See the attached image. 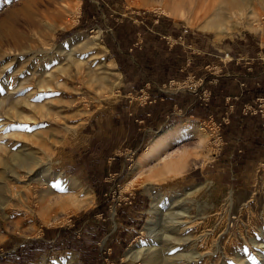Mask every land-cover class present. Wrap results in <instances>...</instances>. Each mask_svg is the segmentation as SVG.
<instances>
[{
  "label": "rangeland",
  "instance_id": "rangeland-1",
  "mask_svg": "<svg viewBox=\"0 0 264 264\" xmlns=\"http://www.w3.org/2000/svg\"><path fill=\"white\" fill-rule=\"evenodd\" d=\"M25 1L31 0H0V25L12 27L3 20ZM36 1L37 9L30 10L46 13L34 16L45 27L31 30L20 17L13 28L24 35L19 43H31L50 60L39 54L30 59L10 42L0 43V101L8 93L13 101L0 104V183L13 192L0 206V264H147L142 262L147 256L156 258L154 264H182L178 243L186 244L182 255L198 256L192 264H264V146L252 144L264 138V91H257L254 79L250 91L243 90L246 101L220 108L211 104L207 88L219 72L211 65L203 70L207 62H240L235 54L242 45L249 51L264 47V0H204L213 8L224 5L221 30L203 28L210 12L196 16L185 8L172 15L164 0ZM162 25L163 31L173 30L168 41L156 32ZM143 37L164 42V47L155 43L159 58L151 59L170 72L168 51L178 46L174 75L152 77L160 78L158 87L169 78L193 77L190 89L198 82L208 92L206 107L188 92L154 90L192 96L186 111L194 109L193 115L170 112L163 104L153 108L154 121L142 118L148 110L136 107L138 90L150 77L137 60L125 57L130 52L125 45L132 40L139 49ZM121 60L139 73L136 90L124 82L134 75L119 72ZM39 70L52 77L34 75ZM224 114L226 125L220 123ZM167 133L179 170L164 172L159 157L138 168ZM14 153L25 155L28 166L11 161ZM58 174L65 184H58ZM25 245L35 249L26 259L20 249ZM127 252H140L141 259H127Z\"/></svg>",
  "mask_w": 264,
  "mask_h": 264
},
{
  "label": "bare ground",
  "instance_id": "bare-ground-1",
  "mask_svg": "<svg viewBox=\"0 0 264 264\" xmlns=\"http://www.w3.org/2000/svg\"><path fill=\"white\" fill-rule=\"evenodd\" d=\"M29 1V0H28ZM27 1V2H28ZM209 1V0H208ZM207 1V2H208ZM212 1H214V0H212ZM235 1L236 0H221L220 2L222 3V2H228V3H235ZM62 2V1H61ZM219 2V3H220ZM25 3H26V1H25ZM57 3H58V1H57ZM60 3V2H59ZM58 3V4H59ZM62 3H64V2H62ZM62 3H60L61 5H62ZM164 6H165V8H166V10L169 12V14H172V15H180V14H182V12H185L184 11V9L186 8L187 9V11H188V13L189 14H198V12H201V14H202V16L204 17V16H206L209 12H210V15L211 16H208L209 17V19L208 18H206V19H208V20H204V22L202 23L203 24V28L204 27H213V28H216V29H220L221 30V25H222V23H221V17H219V13L222 11V7L224 6H221V4H218V6L215 8H213V7H211L210 6V4L208 5H205L204 4V0H164ZM65 4H67V3H65ZM212 4H214L213 2H212ZM225 4V3H224ZM50 5V4H49ZM73 5V4H72ZM231 5V4H230ZM232 5H234V4H232ZM231 5V6H232ZM30 6H34L36 9H37V1L36 0H31L29 3H26V4H23V6L20 8V9H16L15 11H13L11 14H10V20L9 21H6L5 19L3 20L4 22H5V25H10V22H11V26L12 27H4V26H2V25H0V43H2V41H3V43H7V42H10L11 44H12V46L14 47V49H16V50H18V52H19V54H21V53H23V55H25V56H28L30 59L31 58H37L38 56V54H39V56L40 55H42V59H44V61H49L50 59H48L47 57V52H45V51H43V50H37V49H33L32 47H31V43H29L28 41V43L26 44V45H22L21 43H19L21 40V38H23L24 37V35L23 34H20V33H17V32H15L14 31V28H15V25L17 26V25H19L20 24V17H24V20H22L23 21V23H25L26 24V26L27 27H29L31 30H35L36 29V31L38 30L39 32H40V30L39 29H41V25L43 26V22H41V20H39L38 22H37V20H35L34 19V16H38V14L39 13H36V12H34V11H32V9L30 10ZM67 6H68V4H67ZM61 7V6H60ZM63 7V6H62ZM70 7V6H69ZM64 8V7H63ZM73 8V7H72ZM226 8H227V6H226ZM231 9V8H230ZM223 10H224V8H223ZM72 11V10H71ZM218 12V13H217ZM224 12H226V10L224 11ZM45 15L46 13L44 12V13H40L39 15ZM196 14V16H198ZM200 14V13H199ZM184 15V14H183ZM46 16V15H45ZM186 16V15H185ZM195 16V17H196ZM200 16V15H199ZM221 16V15H220ZM224 16H225V14H224ZM179 17H181V16H179ZM184 17V16H183ZM187 17V16H186ZM37 18V17H36ZM222 18H224V17H222ZM23 19V18H22ZM46 19V18H45ZM203 19V18H202ZM56 20H60V14H59V12L56 14ZM225 20V19H224ZM223 20V21H224ZM61 21V20H60ZM19 23V24H18ZM226 24V23H225ZM4 25V24H3ZM13 26H14V28H13ZM43 27H45V26H43ZM66 27V26H65ZM215 29V30H216ZM53 30V29H52ZM35 31V32H36ZM37 31V32H38ZM219 31V30H218ZM223 34L224 33V30H222V31H219L218 32V34ZM36 34V33H35ZM26 35V34H25ZM33 37V36H32ZM32 37H31V39H32ZM31 39H29V40H31ZM26 40H28V39H26ZM25 40V41H26ZM6 41V42H5ZM11 46V47H12ZM1 47V46H0ZM33 50H32V49ZM13 49V50H14ZM57 49V54H58V56H57V60H61V58H59V56H60V49H58V47L56 48ZM62 52V51H61ZM63 53V52H62ZM64 55V54H63ZM47 56V57H46ZM51 58V57H50ZM40 59V58H39ZM105 61L107 62V63H109L108 62V60L107 59H105ZM40 71V70H39ZM34 75H36V76H38V77H52L50 74H46V72L44 71L43 72V70H41L40 72H35L34 73ZM40 79V78H39ZM45 79V78H44ZM51 80V79H50ZM17 90V89H16ZM19 90V89H18ZM17 90V91H18ZM14 91V90H13ZM17 91H15L16 93H17ZM10 92H11V90H10ZM15 94V93H14ZM8 96H7V100L5 99L4 100V102H1L0 104L1 105H4L5 104V102H8L9 103V105H10V103H13V101L12 102H10L9 100H10V97L12 96V94L11 93H8L7 94ZM0 105V106H1ZM8 105V104H7ZM172 143H173V137H172V134H169V133H167V134H164L162 137H160V140H158L157 142H155L154 144H152L153 146L150 148V150L148 151V153L146 154V156H143L140 160H139V162H138V164H137V167L138 168H142L143 167V164L144 163H146L147 162V160L148 159H150V158H153V157H159V160L161 161V163H162V165L164 166L163 167V171L165 172V169H166V167L167 168H170V169H172L173 167L175 168V169H178L179 168V164H180V160H178L179 158L178 157H176V159L175 158H173L174 156L172 155L173 154V151L171 152L170 151V147H171V145H172ZM25 156V155H24ZM22 154H18V153H14V154H11L10 155V157H9V159L11 160V161H13V162H16V163H18V164H22L23 166H28L26 163L27 162H25L26 160H24L25 158H23L24 157ZM183 160V159H182ZM182 162V161H181ZM28 164H29V162H28ZM5 166V165H4ZM165 168V169H164ZM173 168V170H175ZM4 170H7V172H9L10 174H14V175H16L15 174V172L12 170V167H10L9 169L7 168V167H5L4 168ZM179 170V169H178ZM4 172V171H3ZM29 172V171H28ZM168 172V171H167ZM170 172H171V170H170ZM28 174V173H27ZM55 178H56V180H57V182H58V184L60 183V184H65L64 182H62L64 179H63V176H60L59 174L57 175V176H54ZM1 179H2V177H0V181H1ZM63 179V180H62ZM67 180V179H66ZM65 180V181H66ZM69 180H70V178H69ZM71 181V186L69 185V187H72V188H76L77 186H75L76 185V183H75V181H73V180H70ZM70 181H69V183H70ZM56 182V181H55ZM67 182H68V180H67ZM68 184V183H67ZM79 186V185H78ZM58 188V187H57ZM65 189V188H64ZM63 189V190H64ZM67 189V188H66ZM70 189V188H69ZM73 190V189H72ZM5 194V195H3V194ZM13 192H11V191H9L8 190V188H6L5 189V185H1V183H0V206H2L4 203H5V201H6V198L7 197H13V194H12ZM12 194V195H11ZM8 195V196H7ZM3 196H5L4 197V199H3ZM7 202V201H6ZM71 206H73V204L71 205ZM178 247V249H180L181 248V250H179V252H181L182 254H183V252L182 251H185V250H183V248H184V246H186V244L184 245V244H181V243H178V245H177ZM181 253H179V254H177V258L179 259L178 261H180L182 264H192V263H194V262H197V255H195V253L194 252H189L187 255H182ZM196 256V257H195ZM125 257L127 258V259H130V260H138V259H141V254H140V252H138L137 254H133V253H130V252H127L126 254H125ZM148 257V256H147ZM147 257H143L142 258V262H144V263H149V264H154V260L156 259V258H147ZM183 261V262H182ZM70 262H72L73 263V261L72 260H70ZM152 262V263H151ZM71 263V264H72Z\"/></svg>",
  "mask_w": 264,
  "mask_h": 264
},
{
  "label": "crops",
  "instance_id": "crops-1",
  "mask_svg": "<svg viewBox=\"0 0 264 264\" xmlns=\"http://www.w3.org/2000/svg\"><path fill=\"white\" fill-rule=\"evenodd\" d=\"M154 24H157V22H155ZM168 31L166 30V33H164L166 34L165 35V39H167L166 41H168V39L172 37L171 35L173 30L169 32ZM147 37H150V35ZM137 42L142 43L145 46L148 44L147 39L145 37H143V39H138ZM235 55L242 58V60L237 63L229 62L227 64H219L217 66L210 64L208 62L207 64L206 63L204 64V66L211 65L215 67L216 72L217 71L219 72L218 77H212L216 79L215 80L216 84L213 86L209 85L207 86V88L210 89V91H212V96L210 99L211 104L216 103L220 108H223L227 105H231V106L240 105L241 103L246 101L249 96H247L248 95L246 94L247 92L245 93L243 90L249 89L248 91H250L253 83L255 82L254 79L259 80L258 83L260 86V90L257 91L258 92L264 91V47H262L261 45H257L256 47H253L251 51H249L247 47H244L242 45L241 47L238 48ZM128 56L130 58H133L131 52H127V54H125L126 58H128ZM158 79L160 78L150 77L149 80L145 81V83L139 87L138 91L139 93H141V95L139 96L141 99L137 101L136 107L139 106V108H141L144 106L145 111L148 110L143 113L142 118H149L146 120L154 121L155 115L153 108H155L156 106H161L163 104L165 105L166 108H168V110H170V112L179 110V112L181 111L184 113V114L182 113L183 115H187L188 117L191 118L194 109H190L188 111H186V109L191 107L193 102V97L190 95L187 97L185 95L169 97V96H162L160 95V93L156 95L154 90H157V88H159L158 83H156L158 82L157 81ZM171 79L172 78H169L166 81ZM139 80L140 77L124 78V82L132 84V86H134L133 89L135 90L138 88V84L136 83ZM130 91H132V89H130ZM158 97H162L163 99ZM190 97H192V100H190ZM156 101L160 103H155ZM133 102H134L133 100L130 101L128 106L131 107ZM154 103L156 105L152 106V104ZM142 109H139L138 111L141 113ZM150 113L152 114L150 115ZM165 121H168L167 117ZM148 129L151 130V128Z\"/></svg>",
  "mask_w": 264,
  "mask_h": 264
},
{
  "label": "trees",
  "instance_id": "trees-1",
  "mask_svg": "<svg viewBox=\"0 0 264 264\" xmlns=\"http://www.w3.org/2000/svg\"><path fill=\"white\" fill-rule=\"evenodd\" d=\"M156 27V32H161L162 34L166 33V31L163 29H165L167 26H161L160 28ZM154 39V44L153 43H148L147 46L145 45H141V47L139 49H137V47H133L132 44V40H130L126 45L125 48L130 49L131 55L133 56V58L135 60H137L139 62V65L141 66V69L143 70L144 73H146V75L148 77H170L174 74H172V70L173 67L176 65L175 63V52L178 50V46L177 45H173V47L170 48V50L168 51V54L170 55L171 59H172V69L171 72L168 71V67L166 64H164V62L159 64V68L154 67L155 63L153 62V59H151V57H153L154 59L159 58L158 57V53L156 51V49L154 48L155 43H159L160 45H163L164 42L160 41L158 38H153ZM164 47V45H163ZM166 47V46H165ZM118 63V69L119 72L122 75L125 76H130L131 74L134 75L133 77H135V74L138 72L133 71L132 66H130L128 63L126 65V63H123V61H117ZM156 66V65H155ZM155 68L157 69L156 72ZM174 72V70H173ZM130 73V75H129ZM154 73V74H152ZM139 74V73H138ZM256 123L259 122L257 117H253L252 118ZM224 129L227 128V126L223 127ZM252 144L254 146H264V138H254L252 139ZM20 249L22 251L25 252V254H27V257H30L29 255L32 254V252H34V247L33 245H25V246H20ZM22 260H19V262H22Z\"/></svg>",
  "mask_w": 264,
  "mask_h": 264
},
{
  "label": "built area",
  "instance_id": "built-area-1",
  "mask_svg": "<svg viewBox=\"0 0 264 264\" xmlns=\"http://www.w3.org/2000/svg\"><path fill=\"white\" fill-rule=\"evenodd\" d=\"M227 58V55L224 56ZM232 61L233 59H229ZM206 72L209 71L208 67L205 66L204 69ZM193 81V77H185L183 80H174L171 79L167 81L165 84L161 85L157 90L159 92H163V89H165V92H170L171 94H177L181 92H188L191 94H194L198 96V106L204 108L206 107V104L208 102V92L205 89H200L199 86H201V83H196V85L193 86L192 89H190L189 82ZM200 82V80H197ZM169 90V91H168ZM231 109V107H230ZM221 124L226 125L228 123L227 115L224 114L221 118ZM219 124V125H221Z\"/></svg>",
  "mask_w": 264,
  "mask_h": 264
}]
</instances>
